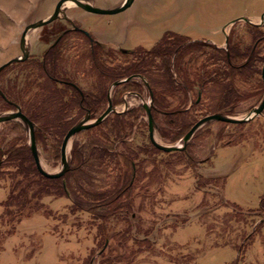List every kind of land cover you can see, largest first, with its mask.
<instances>
[{"label": "rangeland", "instance_id": "1", "mask_svg": "<svg viewBox=\"0 0 264 264\" xmlns=\"http://www.w3.org/2000/svg\"><path fill=\"white\" fill-rule=\"evenodd\" d=\"M17 1L0 0V66L23 55L19 47L26 27L50 17L60 2L24 0L26 6L20 7L14 5ZM125 1L95 0L93 5L114 9ZM76 6L69 2L60 20L32 30L26 37L29 61L13 64L0 73V90L11 100L20 97L16 103L23 114V103L32 107L35 96L43 94L38 85L48 82L41 72L34 70L56 37L47 38L46 34L57 26L71 28L64 22L67 16L105 45L99 52L118 67L133 60L132 54L122 52L123 48L130 53L139 47L152 49L167 32L193 41H208L222 49L234 48L248 56L255 51L264 53V0H134L129 8L117 14H94ZM63 44L65 47L57 51L56 58L62 76H70L95 98L102 86L109 92V97L96 105L93 114L73 109L66 120L67 128L88 115L89 123L94 122L106 110L109 100L119 112L116 114L136 111L133 128L122 130L119 138L108 135L110 127L107 129V145L101 144L97 137L96 130L104 127L97 126L102 123L73 136L67 145L69 169L75 149L83 153L82 163H87L84 170H91L97 192L116 185L123 188L131 180L132 206L130 211L110 218L105 233L101 231L102 222L91 213L71 211V198L53 195L40 200L44 204L40 211L21 218L18 223H6L2 220L3 203L16 181L0 170V264H264V214L258 213L264 195V111L254 115L264 89L238 80L242 99L220 114L249 120L238 124L208 122L187 141L186 133L182 140L172 142L183 128L168 126L163 117L159 123L154 120L155 140L178 148L161 151L150 142L146 108L153 106L149 81L163 83V75L146 70L144 75L106 80L95 70L87 38L73 34ZM126 79L127 86L138 84L139 90H127L126 84H122ZM57 85L59 89L65 88L61 83ZM163 87L162 84L156 91L162 94ZM216 90L214 86L203 89L204 104L195 108L191 100L187 107L190 113L178 124L194 123L199 111L213 108L218 98ZM194 91L197 95L201 93L197 86ZM17 107L0 99V115L12 114ZM18 124L29 129L22 119L0 124V148L6 149L22 136ZM29 134L27 131L31 145ZM185 144L184 150L180 149ZM36 145L45 171L56 174L66 169L61 155L56 156V145L51 138ZM94 148H107L129 157L135 171L120 167V174L116 165L90 159ZM114 162L121 163L118 159ZM119 175L122 177L118 184ZM103 242L107 248L103 247L105 252L101 256Z\"/></svg>", "mask_w": 264, "mask_h": 264}, {"label": "trees", "instance_id": "2", "mask_svg": "<svg viewBox=\"0 0 264 264\" xmlns=\"http://www.w3.org/2000/svg\"><path fill=\"white\" fill-rule=\"evenodd\" d=\"M254 53L252 56H248L246 53L243 54V52L241 53L234 48L222 49L208 41H193L184 35L167 32L152 49L137 48L131 51L130 55L132 54L133 60L130 63H124L122 66L118 67L108 59H104L103 53L98 50L93 51L92 58L95 70L106 80L107 78L116 80L132 77L133 75H144L146 70L147 72L161 73L164 77L163 83L158 81L151 83L149 81L153 102L151 113L156 123H159L160 117H163L166 119L168 126L178 127V129L183 128L171 140L176 142L182 140L187 131L203 117L220 113L238 103L242 99L238 80L258 84V88L263 91L262 67L264 53L259 54L256 51ZM56 58H58V53L54 50L49 54L47 69L44 70L43 66L40 67V72L43 75L46 72V81H48L47 84L38 85V88L43 91L42 96H35L36 99L32 107L25 103H23V106L26 110H24L26 117L34 124L36 144L41 142L42 139L51 138L56 145V156L60 157V145L70 128H67L69 125L66 121L68 114L77 108L93 114L96 105L107 99V90L102 86L101 93L96 98L82 97L78 92L70 97L65 96L70 94L71 88L64 84V90L59 89V84L57 85V82L51 79L48 74L50 73L48 71H52L51 69L60 71L57 68ZM239 60L241 62L237 65L236 62ZM126 83L123 82L122 84ZM162 84L165 91L161 94L156 89L158 90ZM30 86L28 89H30ZM196 86L201 89L200 95L195 94L194 88ZM210 86H214L218 93L217 102H215L213 108L210 106L199 111L195 116L194 123L188 124L185 120H182L186 124L179 125V120L185 119V115L190 113V108L187 107L191 100H193L192 107L195 108L204 104L202 103L204 102L203 89ZM139 88L138 84H132L131 86L126 84V89H129V91L134 90L136 92ZM25 89L24 87L23 90L27 92ZM3 95L5 97L0 95V99L8 105H16L17 107L16 102H20V97L11 100L4 92ZM140 110L144 112L143 108H140ZM209 110L213 111L208 114L203 112ZM135 113L136 111L133 110L131 113H122L121 115L110 114L101 125L97 126V128L104 126L102 130H96L99 133L97 137L100 139L101 144H108L109 138L106 136V131L109 127L108 135L111 133L116 138L121 136L122 130L132 129V118ZM143 126H146L145 122H143ZM18 127L23 131L22 136L10 143L6 149L0 148V170H5V173L13 181H16L7 200L3 203V222L18 223L22 220L21 218L40 211L44 208V204H41L40 200L46 195L71 198L73 202L71 211L73 213L82 211L91 213L94 219H99L102 222L100 226L103 233L106 232V223L110 218L124 211H130L133 197V183L131 180H127L123 184V188L116 185L113 189L97 192L96 186L92 182L94 178L89 173L91 170H84L87 163H82L84 162V159H81L83 153L75 149L72 166L64 176L59 179L46 178L38 172L36 167L31 145L26 135L27 129L22 124H18ZM186 128L188 129L186 130ZM5 156L6 158L3 159ZM90 157V159L102 162L105 165H111V163L116 165L120 174H122L120 167L125 168L126 171H135L132 159L110 152L107 148H94ZM117 159L121 163L114 162ZM119 176L118 184L122 177ZM258 211L261 215L264 214V195L261 198ZM262 222H264V219H262ZM247 238L249 239V237ZM104 246L107 248V243L103 242L100 247L101 256L105 252V249L103 250Z\"/></svg>", "mask_w": 264, "mask_h": 264}, {"label": "water", "instance_id": "3", "mask_svg": "<svg viewBox=\"0 0 264 264\" xmlns=\"http://www.w3.org/2000/svg\"><path fill=\"white\" fill-rule=\"evenodd\" d=\"M134 0H126L121 6H118L114 9H101V8H97L95 6H92L90 4H87L84 2V0H60V2L58 3L57 7L54 10V13L46 18V19H42L40 21L34 22L32 24H30L29 26L26 27L23 35H22V40H21V49L23 52V56H20L18 58H14L12 60H9L8 62H6L5 64H3L2 66H0V73L7 67L9 66L11 63L17 62V61H21V59H26L29 55V50L26 48V37L27 35L34 29L36 28H40L43 27L49 23H51L52 21L55 22V20L60 16V14L64 13V11L67 9V4L69 2H73L76 5L80 6L81 8H84L85 10L94 13V14H117L118 12L124 11L127 8L130 7V5H132ZM262 77H263V81H264V66L262 69ZM125 81V80H122ZM264 88V87H263ZM0 95H2L3 97H5L2 93V91L0 90ZM115 108L113 107V104L111 101H109V106L106 109V111L99 117L97 118V120H95L92 123H89L91 117L90 115H88L82 122L72 126V128H70L63 141L61 146V157L62 158V162L66 165V169L65 170H61V172L56 173V174H51L49 173V171H45L41 165L40 159H39V154H38V149H37V145H36V140H35V127L33 125V123L25 116V114L22 113L21 109L19 107H17V110L12 113V114H7V115H0V124L2 123H6L15 119H22L23 122L28 124L29 129L27 131H29V135L31 137V149H32V154L36 163V167L38 169V172L43 175L46 178H50V179H59L62 176H64V174L68 171L69 169V165H68V160H67V148H68V144L69 141L71 140V138L73 136H75L76 134H78L79 132L88 130L90 128H93L97 125H99L101 122H103V120L112 112H115ZM264 111V96L263 99L260 103V105L255 108L254 110V115L256 116L261 115L262 112ZM146 112H147V117L149 119V130H150V142H152V144L159 150L161 151H172L174 149H178L177 147H167L164 145L159 144L155 138H154V132H153V124H154V119L152 117V113L151 110L149 108H146ZM249 119H235L232 117H228L224 114H220V113H215V114H210L208 116L203 117L202 119H200L199 121L196 122V124H194L192 126V128L189 130V132L186 134L185 136V141L190 140L193 135L197 132V130L199 129V127H201L202 125L211 122V121H220V122H225V123H232V124H238V123H243L245 121H248ZM186 146V144L180 148V149H184Z\"/></svg>", "mask_w": 264, "mask_h": 264}, {"label": "flooded vegetation", "instance_id": "4", "mask_svg": "<svg viewBox=\"0 0 264 264\" xmlns=\"http://www.w3.org/2000/svg\"><path fill=\"white\" fill-rule=\"evenodd\" d=\"M84 2L85 3H87V4H90V5H92V6H94L93 4H95V0H84ZM77 8H79L80 10H82V11H84V12H89V11H87V10H85L84 8H81L80 6H76ZM95 7H97L96 5H95ZM66 11H67V9L64 11V13H66ZM64 13H62V14H64ZM89 13H91V12H89ZM62 14H60V15H62ZM58 20H60V18L58 17L56 20H55V22L56 21H58ZM74 19L73 18H70L69 16H67V17H64V22H68V24L69 25H71V28H64V26H57V27H54V28H52L53 29V32L52 33H50V32H47V38H50V37H52V36H55L56 35V37H55V39H54V41L52 42V44H50L49 45V43H48V49H47V51H46V53H45V55H44V58H42V59H40L41 61L39 62V63H41L40 65H36L35 64V68H34V70H37L38 72H40V69L42 68V66L44 67L43 69L44 70H46L47 69V65H49V60H48V58H49V51H51V49L53 50V49H55L56 50V52L57 51H61V50H63V48L65 47V45L63 44L66 40H67V36H70V35H73V34H76V36H82L83 38H87L88 39V43H89V46H90V48H91V50L92 51H94V50H96V48H97V50L99 51H103V47L105 46V45H102V43H100V42H98V41H95L94 40V38H93V36H92V34L90 33V31L89 30H87L85 27H82V26H80V25H76L75 24V21H73ZM61 21H63V20H61ZM52 22H54V21H52ZM25 31V30H24ZM24 33V32H23ZM22 36V35H21ZM21 40H22V37H21V39H20V47H21ZM97 46H99V47H101V48H98ZM19 47V48H20ZM139 48H141V47H139ZM50 49V50H49ZM137 49V48H136ZM128 50V49H127ZM125 48H123L122 49V52H126L125 54H130L129 53V51H127ZM147 50H149V49H147ZM48 52V53H47ZM23 56V55H22ZM29 59H30V54L28 55V57L26 58V59H21V61H17V62H14V63H11L9 66H7L5 69H7L8 67H10L11 65H13V64H22V63H26L27 61H29ZM114 63V62H113ZM41 67V68H40ZM4 69V70H5ZM3 70V71H4ZM52 71H48V72H50V73H48L49 74V77L51 78V79H53V80H55L57 83H61V84H65L66 86H68V87H70L71 88V91H70V94L69 95H65V96H67V97H70L71 95H74V93H77L78 92V94L80 95V96H82V97H89V98H95V95L94 94H87L86 92H85V90L84 89H82L81 87H79V85L78 84H76L75 82L76 81H73L72 79H70V76H68V75H64V76H62L63 74L59 71H56V70H54V69H51ZM46 73V72H45ZM45 73H44V77H45V79H46V75H45ZM56 74V75H54V74ZM129 80L128 79H126L125 81H122V82H128ZM109 92H107V97H109V94H108ZM77 94V95H78ZM109 101H111L112 102V104H113V107L115 108V105H114V103H113V101L112 100H109ZM108 106H109V103H108ZM108 106H107V108H108ZM106 108V109H107ZM115 110H116V108H115ZM151 110V109H150ZM106 111V110H105ZM104 111V112H105ZM103 112V113H104ZM115 112H117V111H115ZM115 112H112V113H115ZM102 113V114H103ZM112 113H110V114H112ZM117 113H119V112H117ZM101 114V115H102ZM109 114V115H110ZM100 115V116H101ZM108 115V116H109ZM99 116V117H100ZM107 116V117H108ZM98 117V118H99ZM106 117V118H107ZM153 117V116H152ZM105 118V119H106ZM104 119V120H105ZM154 119V118H153ZM96 120H97V118H96ZM103 120V121H104ZM102 123V122H101ZM189 132V131H188ZM187 132V133H188ZM66 135V134H65ZM65 137V136H64ZM64 139V138H63Z\"/></svg>", "mask_w": 264, "mask_h": 264}, {"label": "crops", "instance_id": "5", "mask_svg": "<svg viewBox=\"0 0 264 264\" xmlns=\"http://www.w3.org/2000/svg\"><path fill=\"white\" fill-rule=\"evenodd\" d=\"M33 1H36V0H33ZM25 3V4H24ZM26 1H24V0H18L14 5H18V6H20V7H22L23 5H25L26 6ZM23 4V5H22ZM28 11H29V9H28Z\"/></svg>", "mask_w": 264, "mask_h": 264}]
</instances>
